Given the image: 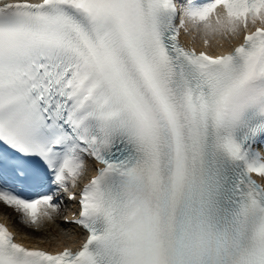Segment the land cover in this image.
I'll list each match as a JSON object with an SVG mask.
<instances>
[{"label":"snow or ice","instance_id":"snow-or-ice-1","mask_svg":"<svg viewBox=\"0 0 264 264\" xmlns=\"http://www.w3.org/2000/svg\"><path fill=\"white\" fill-rule=\"evenodd\" d=\"M0 203L74 225L0 264H264V0H0Z\"/></svg>","mask_w":264,"mask_h":264},{"label":"bare ground","instance_id":"bare-ground-1","mask_svg":"<svg viewBox=\"0 0 264 264\" xmlns=\"http://www.w3.org/2000/svg\"><path fill=\"white\" fill-rule=\"evenodd\" d=\"M0 215L3 218H5V219L8 218V221L10 222L9 215H7L6 212H3L1 209H0ZM66 227H67V225L64 224L63 221L60 218H58L55 223L49 224L48 226H46L45 229H43L42 231H39V232H42V233H45L46 234V235H43V236H47L45 239H43L42 236L39 237V238H36L32 234L39 233V232H36V231H33V230L30 231L28 234L25 233V232H21L17 228H14V230L18 233V235H17L18 238L22 239L27 244L29 243L31 245L33 243H39L41 240H43L44 243L41 244V245L48 246V243L47 242H48V240L51 239V236L59 233L60 229H62V228L63 229H70V227H68V228H66ZM25 237H28V238H25Z\"/></svg>","mask_w":264,"mask_h":264},{"label":"rangeland","instance_id":"rangeland-1","mask_svg":"<svg viewBox=\"0 0 264 264\" xmlns=\"http://www.w3.org/2000/svg\"><path fill=\"white\" fill-rule=\"evenodd\" d=\"M0 209L3 211V212H6L9 217H10V220L11 222L13 223V225L15 226V228H17L18 230H20L21 232H25V233H29L30 231H32L33 229L31 228H28V227H25L23 226L22 224H20L18 222V220L16 219V216L17 214L15 212L12 211V209L10 208H7L6 206H4L2 203H0ZM34 231V230H33ZM32 234V233H31ZM34 235L36 238H39L42 236L43 239H45L47 236H43V235H46L45 233H42V232H39V233H35V234H32Z\"/></svg>","mask_w":264,"mask_h":264}]
</instances>
